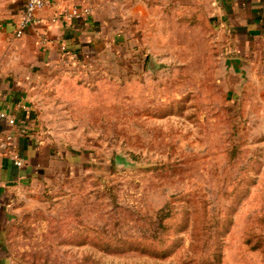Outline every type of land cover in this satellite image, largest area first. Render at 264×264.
Masks as SVG:
<instances>
[{
    "label": "rangeland",
    "instance_id": "obj_1",
    "mask_svg": "<svg viewBox=\"0 0 264 264\" xmlns=\"http://www.w3.org/2000/svg\"><path fill=\"white\" fill-rule=\"evenodd\" d=\"M29 88L43 142L20 264H264V103L212 0H116Z\"/></svg>",
    "mask_w": 264,
    "mask_h": 264
},
{
    "label": "crops",
    "instance_id": "obj_2",
    "mask_svg": "<svg viewBox=\"0 0 264 264\" xmlns=\"http://www.w3.org/2000/svg\"><path fill=\"white\" fill-rule=\"evenodd\" d=\"M38 12L44 22L29 26L16 38L14 31L27 0H0V112L14 118L0 123V264H20L7 250L5 238L14 217V202L25 186L33 184L41 168L43 142L36 137L38 121L29 88L41 69L57 63L66 53H79L97 35L96 28L108 4L116 0H49ZM233 69L264 103V0H212ZM90 6V16L49 24L63 8ZM49 24V25H46ZM46 31L47 41L40 33ZM23 165L16 164V160Z\"/></svg>",
    "mask_w": 264,
    "mask_h": 264
},
{
    "label": "built area",
    "instance_id": "obj_3",
    "mask_svg": "<svg viewBox=\"0 0 264 264\" xmlns=\"http://www.w3.org/2000/svg\"><path fill=\"white\" fill-rule=\"evenodd\" d=\"M49 3V0H27L24 9L20 12L19 19L17 21V26L14 31V36L16 38H20L25 34L26 29L29 26H34L43 23L44 20L43 18L39 17L38 12L44 10L49 5ZM91 14L92 8L90 6H80L78 4H75L70 7L63 8L59 13L48 18V22L49 24H53L61 20L74 21L90 16ZM40 38L41 41H47L46 31L40 33ZM4 119H8L11 124L15 123L14 118L10 117L8 112L6 111L0 112V123ZM16 164L22 166L23 161L17 159Z\"/></svg>",
    "mask_w": 264,
    "mask_h": 264
},
{
    "label": "water",
    "instance_id": "obj_4",
    "mask_svg": "<svg viewBox=\"0 0 264 264\" xmlns=\"http://www.w3.org/2000/svg\"><path fill=\"white\" fill-rule=\"evenodd\" d=\"M229 62H230V65L232 66V68H233V59H231V58H229Z\"/></svg>",
    "mask_w": 264,
    "mask_h": 264
}]
</instances>
